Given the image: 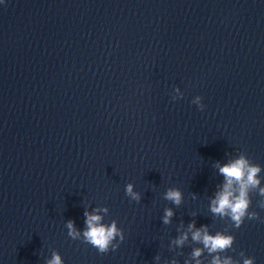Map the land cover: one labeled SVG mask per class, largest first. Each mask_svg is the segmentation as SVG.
<instances>
[{"label":"water","instance_id":"obj_1","mask_svg":"<svg viewBox=\"0 0 264 264\" xmlns=\"http://www.w3.org/2000/svg\"><path fill=\"white\" fill-rule=\"evenodd\" d=\"M240 156L264 187V0H0V264H210L202 227L264 264L259 188L238 229L211 211Z\"/></svg>","mask_w":264,"mask_h":264},{"label":"clouds","instance_id":"obj_2","mask_svg":"<svg viewBox=\"0 0 264 264\" xmlns=\"http://www.w3.org/2000/svg\"><path fill=\"white\" fill-rule=\"evenodd\" d=\"M200 99L197 96L195 102L198 103ZM204 107V105H200L201 110ZM219 171L225 177L226 182L223 191L218 193L212 201L211 211L220 216H228L237 229L241 227L246 218L249 220L258 219V214L254 211L249 212L248 209L251 205L249 197L250 188H259V195L264 196V187H259L260 180L257 178L258 173L261 171L260 167L250 164L244 156H240L231 163L220 167ZM234 184L238 187L234 188ZM132 187L131 184L126 186V194L133 200L139 201L140 196L138 193L133 192ZM165 199L179 205L182 200V193L178 189L170 188L165 193ZM261 207L264 208V204H261ZM104 211H107V209H104ZM172 215L171 209L165 210L163 218L165 224L170 222ZM85 216L86 229L83 232L85 240L101 254L107 253L109 250L115 251L118 249L119 243L113 244L112 241L117 236L120 237V241H123L124 236L122 231L117 228L116 222L113 221L111 225H104L100 223L102 220L100 215L85 212ZM67 228L68 234L72 239L75 240L80 236L72 221H68ZM194 228L195 224L189 225V231H192ZM186 239L187 233L177 239L176 243L182 245ZM192 239L201 242L209 254L216 253L210 264H240L239 261H234L231 256L226 255L222 258L219 255V253H224L232 248L235 239L233 236L225 235L222 232L210 235L207 228L202 227L192 231ZM201 252L202 249L197 248L193 251L192 256L194 258L199 257ZM239 255L243 257V264H254V257H246L244 252H240ZM47 264H63V261L59 254L53 253L52 258L47 261ZM197 264H200L199 260H197Z\"/></svg>","mask_w":264,"mask_h":264}]
</instances>
